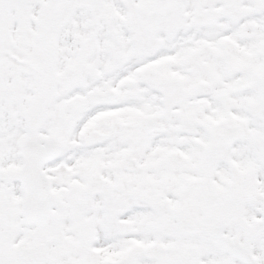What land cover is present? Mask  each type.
Here are the masks:
<instances>
[{
  "label": "snow or ice",
  "instance_id": "6c2138e0",
  "mask_svg": "<svg viewBox=\"0 0 264 264\" xmlns=\"http://www.w3.org/2000/svg\"><path fill=\"white\" fill-rule=\"evenodd\" d=\"M0 264H264V0H0Z\"/></svg>",
  "mask_w": 264,
  "mask_h": 264
}]
</instances>
